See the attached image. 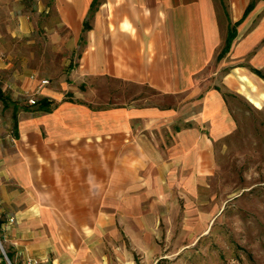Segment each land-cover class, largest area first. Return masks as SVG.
Returning <instances> with one entry per match:
<instances>
[{
	"label": "crops",
	"instance_id": "crops-1",
	"mask_svg": "<svg viewBox=\"0 0 264 264\" xmlns=\"http://www.w3.org/2000/svg\"><path fill=\"white\" fill-rule=\"evenodd\" d=\"M249 1L95 0L87 16L91 0H50L51 22L78 53L55 83L21 79L18 89L32 91L47 78L35 101L51 103L24 107L13 136L0 137L12 264H151L161 235L200 232L210 214L199 188L216 139L233 127L228 99L264 92L253 71L264 64V0L243 15Z\"/></svg>",
	"mask_w": 264,
	"mask_h": 264
},
{
	"label": "rangeland",
	"instance_id": "rangeland-1",
	"mask_svg": "<svg viewBox=\"0 0 264 264\" xmlns=\"http://www.w3.org/2000/svg\"><path fill=\"white\" fill-rule=\"evenodd\" d=\"M49 2L0 0V137L13 136L16 113L35 104L26 101L30 90L18 89L22 78L45 75L55 83L75 63L78 49L51 22ZM228 102L233 127L216 139L214 171L199 188L200 212L210 215L199 233L161 235L166 243L151 264H264V92L257 102L236 95ZM185 221L195 225V218ZM1 236L0 229V264H12Z\"/></svg>",
	"mask_w": 264,
	"mask_h": 264
},
{
	"label": "trees",
	"instance_id": "trees-1",
	"mask_svg": "<svg viewBox=\"0 0 264 264\" xmlns=\"http://www.w3.org/2000/svg\"><path fill=\"white\" fill-rule=\"evenodd\" d=\"M94 3H95V0H91V2L89 4L87 16L94 9ZM251 6H252V0H250L247 3V5L245 6V8L243 10V15L250 9ZM236 23H237V21H234L233 23L228 24L226 34L224 37V41H223V45L221 46L219 52L217 53L216 58H219L224 52H226L228 50L230 43H231L233 37L235 36V25H236ZM86 27H87V20L85 18L82 21V28H86ZM253 71L255 73H257L259 76H261L262 78H264V75L260 72V70L254 68ZM0 100L3 102V104L5 103L4 102V95L2 94L1 90H0ZM35 103H36L37 108L47 110L49 108L51 101H48L44 97H40L37 99V101H35ZM5 255L7 256V258H10L8 253L5 252Z\"/></svg>",
	"mask_w": 264,
	"mask_h": 264
},
{
	"label": "built area",
	"instance_id": "built-area-1",
	"mask_svg": "<svg viewBox=\"0 0 264 264\" xmlns=\"http://www.w3.org/2000/svg\"><path fill=\"white\" fill-rule=\"evenodd\" d=\"M33 74H30V77H33ZM48 82L47 78H39L35 88L27 95L26 101L29 104L35 103V94L39 91V88ZM23 264H39L37 259L25 258Z\"/></svg>",
	"mask_w": 264,
	"mask_h": 264
}]
</instances>
